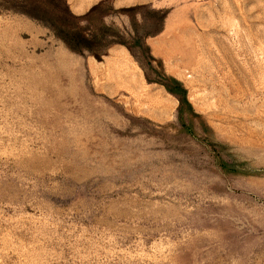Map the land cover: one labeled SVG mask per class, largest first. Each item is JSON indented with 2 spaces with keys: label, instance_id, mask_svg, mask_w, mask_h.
Instances as JSON below:
<instances>
[{
  "label": "rangeland",
  "instance_id": "rangeland-1",
  "mask_svg": "<svg viewBox=\"0 0 264 264\" xmlns=\"http://www.w3.org/2000/svg\"><path fill=\"white\" fill-rule=\"evenodd\" d=\"M103 1L0 0V264H264V0Z\"/></svg>",
  "mask_w": 264,
  "mask_h": 264
},
{
  "label": "trees",
  "instance_id": "trees-1",
  "mask_svg": "<svg viewBox=\"0 0 264 264\" xmlns=\"http://www.w3.org/2000/svg\"><path fill=\"white\" fill-rule=\"evenodd\" d=\"M24 7L20 10L27 13L28 15L35 17L37 19L46 20L48 24L52 27L55 35L62 40V42L69 48L76 52H83L87 49L95 57H100L106 50V48L112 42H120L116 38H107V31L110 29L108 24L100 23L99 25H93L92 29L87 32L84 26L80 24V21L86 19L91 20L93 14L98 12V9L103 5V0H99L94 3L89 9H87L83 14L73 13L69 5H67L66 0H23ZM145 6L143 4H135L124 6L120 8L119 11L130 12V18L133 12L139 11L140 19H143L142 9ZM158 11L152 9V14L157 15ZM162 14H158L156 19L160 25ZM131 23H134L130 20ZM160 27V26H158ZM156 27V29H158ZM110 34V33H109Z\"/></svg>",
  "mask_w": 264,
  "mask_h": 264
},
{
  "label": "crops",
  "instance_id": "crops-1",
  "mask_svg": "<svg viewBox=\"0 0 264 264\" xmlns=\"http://www.w3.org/2000/svg\"><path fill=\"white\" fill-rule=\"evenodd\" d=\"M92 1H94V0H91L89 3H85V0H76V5H74L76 7L75 13L83 14L87 9H89V7H91L94 4V3L91 4ZM115 4H121V2L120 3L115 2ZM81 7H82V9H80Z\"/></svg>",
  "mask_w": 264,
  "mask_h": 264
}]
</instances>
